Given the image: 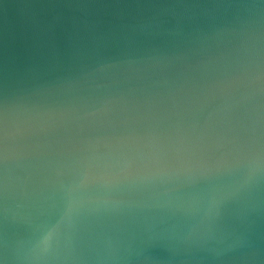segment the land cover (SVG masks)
Here are the masks:
<instances>
[{
  "label": "water",
  "instance_id": "obj_1",
  "mask_svg": "<svg viewBox=\"0 0 264 264\" xmlns=\"http://www.w3.org/2000/svg\"><path fill=\"white\" fill-rule=\"evenodd\" d=\"M0 264H264V0H0Z\"/></svg>",
  "mask_w": 264,
  "mask_h": 264
}]
</instances>
